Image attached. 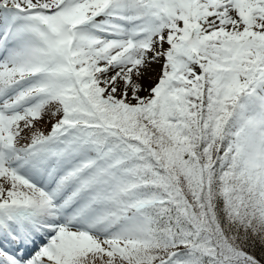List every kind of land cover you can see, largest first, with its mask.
Returning <instances> with one entry per match:
<instances>
[{
	"label": "snow or ice",
	"instance_id": "1",
	"mask_svg": "<svg viewBox=\"0 0 264 264\" xmlns=\"http://www.w3.org/2000/svg\"><path fill=\"white\" fill-rule=\"evenodd\" d=\"M0 264H264V0H0Z\"/></svg>",
	"mask_w": 264,
	"mask_h": 264
},
{
	"label": "rangeland",
	"instance_id": "2",
	"mask_svg": "<svg viewBox=\"0 0 264 264\" xmlns=\"http://www.w3.org/2000/svg\"><path fill=\"white\" fill-rule=\"evenodd\" d=\"M160 67H161L160 64H153V65H151L149 67V69H147L145 71V74H144L141 82H143V83L145 82L146 83V86H148V85H150L152 83H155L156 79L159 76ZM48 118H49L48 116H45L44 120L45 119L48 120Z\"/></svg>",
	"mask_w": 264,
	"mask_h": 264
},
{
	"label": "trees",
	"instance_id": "3",
	"mask_svg": "<svg viewBox=\"0 0 264 264\" xmlns=\"http://www.w3.org/2000/svg\"><path fill=\"white\" fill-rule=\"evenodd\" d=\"M165 47H167V45H165ZM143 84L147 88V87H150L153 83L148 86H146L145 82ZM141 95H147V92H142ZM37 127H41L47 132L51 127L50 118H48V120L45 119L43 121L38 122ZM260 253H261V249L259 248V246H257V248L255 249V254L257 255L258 258L260 257Z\"/></svg>",
	"mask_w": 264,
	"mask_h": 264
}]
</instances>
